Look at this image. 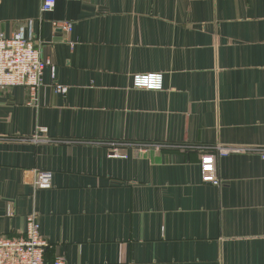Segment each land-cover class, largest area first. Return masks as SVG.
Masks as SVG:
<instances>
[{
    "label": "crops",
    "instance_id": "1",
    "mask_svg": "<svg viewBox=\"0 0 264 264\" xmlns=\"http://www.w3.org/2000/svg\"><path fill=\"white\" fill-rule=\"evenodd\" d=\"M40 6L0 0V34L50 62L35 103L0 89V237L35 213L49 263L264 264V0ZM217 146L247 150L215 155V186Z\"/></svg>",
    "mask_w": 264,
    "mask_h": 264
},
{
    "label": "built area",
    "instance_id": "2",
    "mask_svg": "<svg viewBox=\"0 0 264 264\" xmlns=\"http://www.w3.org/2000/svg\"><path fill=\"white\" fill-rule=\"evenodd\" d=\"M56 0H41V13L50 12ZM54 28L70 31L71 23L52 22ZM50 62L41 56V48L32 38H25L21 32L10 36L0 34V89L5 87L23 86L29 93V103H35L38 90L43 84V72ZM147 84L138 81L137 86L155 88L151 75H145ZM159 79V77H156ZM151 83V84H150ZM145 85V86H144ZM54 90L64 93L66 88L54 85ZM44 133V129L40 130ZM36 135L32 138L38 141L42 138ZM4 139V138H0ZM245 148L221 147L204 148L200 156V177L206 184L219 185L220 180L215 169V155L232 152H245ZM110 156H122L118 149L113 148ZM52 181V173L47 170H33L31 184L35 189L47 188ZM47 242L41 237L39 223L35 213L26 218V227L21 236L0 237V264H46L44 250ZM65 258L57 256L53 264H64Z\"/></svg>",
    "mask_w": 264,
    "mask_h": 264
},
{
    "label": "trees",
    "instance_id": "3",
    "mask_svg": "<svg viewBox=\"0 0 264 264\" xmlns=\"http://www.w3.org/2000/svg\"><path fill=\"white\" fill-rule=\"evenodd\" d=\"M44 260H45V258H44ZM45 262H46V264H53V262L49 263V262H47L46 260H45Z\"/></svg>",
    "mask_w": 264,
    "mask_h": 264
}]
</instances>
